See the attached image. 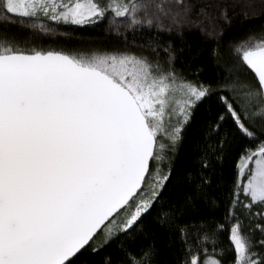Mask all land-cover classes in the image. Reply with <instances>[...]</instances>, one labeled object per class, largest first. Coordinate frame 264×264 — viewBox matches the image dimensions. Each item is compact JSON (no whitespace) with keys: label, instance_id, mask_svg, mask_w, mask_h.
<instances>
[{"label":"snow or ice","instance_id":"6c2138e0","mask_svg":"<svg viewBox=\"0 0 264 264\" xmlns=\"http://www.w3.org/2000/svg\"><path fill=\"white\" fill-rule=\"evenodd\" d=\"M191 31L208 79L164 39ZM0 39V264H264V0H0Z\"/></svg>","mask_w":264,"mask_h":264},{"label":"trees","instance_id":"16d2710c","mask_svg":"<svg viewBox=\"0 0 264 264\" xmlns=\"http://www.w3.org/2000/svg\"><path fill=\"white\" fill-rule=\"evenodd\" d=\"M253 3L259 5V0H253ZM21 19V18H17ZM26 22L34 20L35 18H22ZM240 18L237 17L234 24H239ZM247 23V22H246ZM258 23V21H253ZM105 23L98 24L96 27H79V26H60L53 33L44 34L38 28H19L17 25H9V33H16L19 43L24 47H56V48H69L77 50H90L93 47H111L110 44H101L99 41H115L118 39L117 36L112 34H105L103 29ZM231 31V30H230ZM66 33V34H64ZM155 33H137L138 37L147 39L148 36L154 35ZM92 40L93 44H82L81 40ZM164 39H172L175 52V64L177 68L187 70L189 63L193 66L196 64L203 63L205 71L202 79H208L213 75V69L211 67V60L209 58L208 50L211 47V41L206 40L197 31L185 32V42L181 41L179 36L173 34L172 37L165 36ZM0 43L3 40L0 39ZM187 139L184 144L179 148L178 157L181 163H186L187 153L191 143L190 137L192 135L191 130L186 134ZM223 243L227 244V234H223ZM104 253H101V256ZM96 260L100 259V256L95 257Z\"/></svg>","mask_w":264,"mask_h":264}]
</instances>
